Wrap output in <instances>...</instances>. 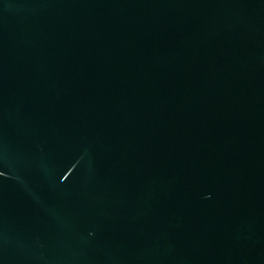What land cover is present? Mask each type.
I'll list each match as a JSON object with an SVG mask.
<instances>
[{
	"label": "water",
	"instance_id": "water-1",
	"mask_svg": "<svg viewBox=\"0 0 264 264\" xmlns=\"http://www.w3.org/2000/svg\"><path fill=\"white\" fill-rule=\"evenodd\" d=\"M0 264H264V0H0Z\"/></svg>",
	"mask_w": 264,
	"mask_h": 264
}]
</instances>
